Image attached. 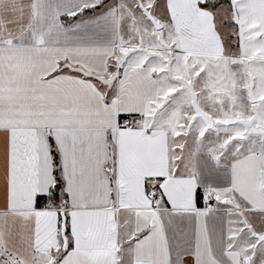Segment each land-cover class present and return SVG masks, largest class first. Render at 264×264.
Listing matches in <instances>:
<instances>
[{"label": "snow or ice", "instance_id": "1", "mask_svg": "<svg viewBox=\"0 0 264 264\" xmlns=\"http://www.w3.org/2000/svg\"><path fill=\"white\" fill-rule=\"evenodd\" d=\"M0 264H264V0H0Z\"/></svg>", "mask_w": 264, "mask_h": 264}]
</instances>
